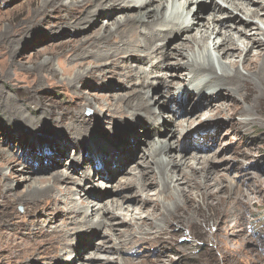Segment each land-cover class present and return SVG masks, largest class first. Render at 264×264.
<instances>
[{"label":"rangeland","instance_id":"1","mask_svg":"<svg viewBox=\"0 0 264 264\" xmlns=\"http://www.w3.org/2000/svg\"><path fill=\"white\" fill-rule=\"evenodd\" d=\"M38 1L40 0H0V45L3 43L1 34L5 28H7L8 31H16L23 25L27 27L31 24L28 19L26 20V16L29 14V17L32 16L31 11L36 9ZM63 1L68 2L70 0ZM209 2H211V0L201 2L205 5L204 15L210 13L209 10H207L209 7ZM74 3L83 4L81 5L82 7L79 6L77 10L64 9L63 12L54 9L50 10V8H47L44 13H47L46 22L42 25H38L39 22H36V26L33 28L39 31L37 35L33 37V39L27 38V40L25 39L22 41V46L16 51V53H14V55L2 56L4 51L0 49V88L2 91L4 90L3 92L5 94L11 95L14 101L22 105L25 114H27L30 118L35 119V124H33V126L46 123L45 128L55 131L59 130V128L61 129L65 127L73 121H76V113H83L86 116H90L96 112L100 119V124H98L100 131L103 130V132H108V130L111 128L113 130L114 125L120 128L126 127V129H130V124L133 125L132 127L137 130V134L130 137L128 141L130 142L131 146H135L136 144L134 145V143L136 140L141 139V136L145 134L142 124H138L139 118L140 120L142 119V115H138L133 118L126 116L119 118V116H115V114H113L111 107L106 104L107 101H105V99L108 97L112 98L113 95L125 94L127 91H130V88L137 87L129 86L127 88V85L123 80L129 82V85L133 83L138 84L140 77L147 76L144 74V67L145 69H153L156 62H154V59L149 60L148 58H144V62H141L136 58V56H134V54H131L133 49V53L148 54V52H146L147 49H144L141 47V45L138 46L136 43H126V46L123 48L120 45H116L120 40V35L116 33L117 31L115 32L117 35L115 34L113 40L110 41L113 45L115 44L112 49L116 51V57H112L109 60L104 59L101 62H97L95 60V56H86L84 58H79L78 60H72L69 56L73 53H70L69 48L71 49V45L74 42H78L79 40L88 37L92 34L95 28H99L102 26V24L108 25L111 22L116 21V16L118 17L121 14L128 12L132 13L133 11L131 8L128 10V12H125L124 10L122 13L119 10H105L103 14L96 16L95 19L97 22L94 25H87L81 30H70L69 27V32L65 29V27H61L60 25V21L64 22L62 21V19H64V15L69 17H72L75 14L82 15L90 6L87 2H82V0H78ZM216 3L222 5L221 1H217ZM254 3L255 4L251 5V8H258V6H261L262 8H258L261 13L259 18H264V0H258V2L255 1ZM155 4L156 3H153L149 6L151 7ZM63 8L64 7H62L61 10ZM195 11L197 12L198 10L195 9ZM218 15L225 18L223 12H220ZM235 15H237L242 21L240 23L237 22L236 28H242L241 25L243 21L245 22L247 20V22L252 26L255 24H261L259 27H262V23H260L259 20L252 18L248 19V17H246L242 12L233 11V16ZM42 16L44 18V15L41 14L40 17ZM100 16L102 18L101 20H98ZM192 21L197 23L195 20ZM54 22H56V25H53ZM231 25L233 26V24ZM60 28H64V31L67 32V34H60L61 32H58L61 30ZM247 30H249V28ZM256 30L257 29L254 28L251 30L250 35L248 34L250 39L253 38V33ZM231 31L235 32L233 27L231 28L230 32ZM186 32L185 34L191 35L195 34L196 30L192 29L190 32ZM128 35H124L123 39H127ZM236 35L237 34H235V36ZM174 36V33H169L167 34L165 41L163 40L162 42H157L162 43L165 49V47L168 46L169 48V46L179 43L181 39H185V36L182 37L179 35L180 37L178 36L179 38L175 40ZM238 36L244 37V35L240 33ZM213 37L214 36H212V38ZM9 38L11 37H8L5 41H9ZM212 38L209 40V43L212 41ZM190 44L191 43H188L187 45ZM238 45L242 47L244 44L239 41ZM127 49L128 51L130 49L132 50L128 52ZM255 52L256 49L252 48V54ZM195 56L197 64L201 66L207 65L209 61H211V57L213 59L215 57L213 54L209 55V52L202 48L196 49ZM178 58L180 57H173L171 59L173 66H167L165 64L163 68L166 69L163 71H158L159 69L157 68L155 73L150 75L151 77L149 80L151 85H154L155 83L154 88L150 89V94L152 95L147 97L151 104L154 101L153 96L160 90H163V88H167V85L163 84L166 82V79L169 78L170 80L173 79L175 81L184 79L186 78L187 73L191 71V66H187L189 68L186 66L179 67L178 63H176ZM47 59L49 60L48 64L46 63ZM233 59L238 60L236 57ZM78 61H83L86 63L84 68L94 67L96 75H100V77L97 79H92L90 75H85L81 81H72V74H74L76 70L73 69L71 72L67 71L66 69L70 68V66L72 67ZM165 61L166 59H164V62ZM103 62H107V64L105 65ZM214 63L216 67H218V61L214 59ZM141 68L142 70L140 71ZM239 68H241V65H239ZM176 74L179 75L176 76ZM155 75L158 77L164 75L161 77L163 80L162 84L159 85L160 88L157 90L156 81H158L160 78H154ZM137 76L139 77L138 79ZM203 77L209 79V76H207L205 73ZM215 86L217 89L220 88L214 84V87ZM215 88H213V90H216ZM81 91L84 93L83 97L85 99L78 100L80 104L79 107H76L75 100L78 93ZM221 91L223 90H220V92ZM223 92L224 93L222 95L220 94V96L218 95L219 97L213 98L210 101L205 100L204 96V98L201 99L204 104L201 106L197 105L198 108L192 110L190 114L186 113L180 115V112L177 110H172L173 112L171 113L163 111L162 114L164 113V117L160 121V128L161 132H164V135L159 134L160 136H157V134L150 131L149 137H146L143 139V141H149L153 137L164 138L166 137L165 131H169L170 128H175L176 131H180L181 127L179 126L178 122L181 119L183 120V118L186 117H194L201 111L202 115H200V117H196L193 125L191 122H188L187 124V122L183 121L184 128H189L187 129V132L191 133L194 129H196L197 126H205L206 124H204V119H209L211 122L215 120H222L224 122L221 124L220 128H218L215 124L206 125L204 129L201 128L202 130L200 127H197L198 134L195 133L194 135L196 137L194 136L191 140L192 144L195 145V149H185V147H182V144H180L182 138L179 137L177 142L178 148L177 150L172 148L171 151H168V159L172 161H178L181 156L190 157L192 155H210L214 159L210 160L204 165L207 166L209 170H211L210 175L213 176L215 172H222L224 177H228V180L224 178L223 183L225 184L228 181L235 185V190L233 191L238 193L237 191L239 189H243L245 191L246 189L248 190L249 198L251 200L250 203L248 201H245L246 204L244 202H237L236 199L232 204V210L237 211V209H239L242 212V218L236 214V216H238L236 220L239 225L234 228V233L232 232L229 236L231 242H228L230 245L228 249L227 246H222L220 248V245L215 242L212 236V233L216 230V226L214 225L202 226L198 223H187L186 226H182L180 222L173 221L168 227L160 230L155 227H151V230H145V226L142 227L144 228L143 230L137 226L138 224L136 223H150L152 220H158L157 218L154 219V217L157 216L159 210H154L152 204L154 201H160L159 203L162 204L163 201L161 200V196L158 194V187L153 184V180H157V176L154 175L153 171H149L151 170L149 166H151L152 163L150 162L146 164V162H144L145 157L141 155L142 160L138 165L135 162L137 159L133 160L134 157H132L128 163L124 164V166L118 167L124 170V174L120 173L116 176V178L121 176L124 177L120 183L113 180L110 182L109 180L106 181L104 178L101 179L100 175L86 177V175L83 174V171L80 170L77 177L80 178L81 182H90V184L93 185L91 187V191L88 194L89 197L84 203L82 202L84 197L80 198V195L76 193H72V195H70L72 196V201L71 199L67 198V196L61 192L65 186L64 184L58 185L59 189L55 192L57 195L53 199L44 197L34 201L29 200L24 202L25 204H21L16 202L18 199L14 197V200H12L10 203L6 196L7 193L13 191L20 193L24 192L28 188L27 185H29L28 181H23L25 176L24 172H21L20 170L16 172L13 170L11 177H9L7 181L14 185V189L8 188L6 191L0 184V264H55L59 259L72 264L71 262L73 261L75 255L80 251V245H75L74 248H70L71 250L73 249V253L71 252L69 254L70 257L60 255L64 251V246L61 244V237L55 233L44 231L43 227L40 226V220L36 221L34 218L39 219L41 216H43L45 218L54 219V217L59 215L58 213L60 209L67 211L68 208L72 207L73 204L79 207L83 206L84 204V206L91 209L92 204L96 202H106L110 200L117 201L118 207L122 205V209H116L115 214L117 215H115V217H110L106 221L110 224H105V226L99 230L94 229L93 234L96 236H91V238L93 237L94 241L90 246L92 250L87 251L86 256L83 255L85 259L81 260V264H158L156 261L159 259V264H264V188H262L261 191L258 189L259 185L256 182V179L254 180L255 182H253L254 185L250 184V188L254 187L256 192L248 189L249 183L253 176L258 174L257 176L264 178V103H262V106H260L263 112H257L248 109V114L243 113V110H240L239 112L235 113L232 118L226 117L224 115L219 116L218 113L216 116H213L214 118H210L212 112H209V106L205 105L210 104L212 106H217L220 105L221 102L229 99L227 93L225 91ZM169 93H171L170 96L174 99H179L182 90L175 88ZM93 96L95 98L101 97V100H98L99 102L97 100V102L95 100L93 101L91 100V97ZM209 96H213V94H210ZM195 99L197 98L195 97ZM195 99L193 101H195ZM254 102L255 101H253V103ZM241 106L246 111V109L249 107V104L247 102L241 101ZM153 107L155 108L157 106L153 105ZM4 108L5 106L0 102V148L3 147V149L5 148V150H8L14 149L16 146L17 150L19 147L18 145H20L21 151L24 152L29 149L28 146L32 142L34 149L40 156L43 155V149H50L49 146L44 147L35 142L36 135L32 133V127L29 121H26L24 124L22 123V127L19 126L17 122L12 121L9 118V115L13 117L14 113H9V111ZM155 110L159 111L157 108H155ZM62 111H66V114L62 115V120H59L58 118L61 116ZM111 114L114 115L113 118L110 117ZM50 115H54L53 118L56 120L55 121L52 118L54 123L49 121L48 116L50 117ZM148 119L149 118H144V122L148 123ZM134 120L138 122L135 123ZM230 120H233L234 123L230 124ZM207 133L208 137L205 138ZM211 134L212 136L217 135L216 139H218V145L217 143H214L213 138L209 137ZM92 136L94 135H90L88 138ZM110 136L111 135H105L103 137L107 138ZM178 136H180L179 133L177 134L176 138L173 137L175 142ZM103 137L100 139H103ZM185 137L188 141L189 134L186 133ZM54 139L55 137H52V141ZM68 141L70 140H65V143L67 144ZM142 143L139 144L140 147H144ZM210 143V150L209 148L208 150L205 149L207 146H210ZM59 144L61 145L57 150L63 151L65 154H67V159L71 152L69 144ZM198 147L202 148L199 150ZM34 149L32 148L31 150ZM9 152L11 154H16L15 149L14 153L12 151ZM131 152L138 153V150L132 149ZM1 159H4L3 154H0V165L2 162ZM24 160L25 158H23V161ZM28 160L32 161L35 160V158H28ZM53 160L54 159H51V162ZM71 160L72 158H69L66 161L64 160L63 162L60 160L59 165L56 168L48 170V172L66 169V167L71 165ZM163 160L166 161L167 158L164 157ZM189 160V158L184 159L183 166L186 169V172L182 173L183 176L187 172L192 171V173H195L196 168L197 173L200 171L198 168L202 164L195 162L191 167H188L192 163V161ZM15 161V165L18 167L26 166L22 163V157L20 161L22 164H20L17 159H15ZM47 162H49V160L43 158V160H40L39 163L45 165ZM64 162L65 167L62 164ZM39 163L38 165H40ZM122 163H124V161ZM96 165H98V168L101 169L105 166V163ZM194 165L196 166L195 168L193 167ZM28 166H31V168L35 167L33 165ZM131 166L135 168L133 173L137 174V176H134L133 178H131L132 174L129 175L127 170L131 168ZM167 168L171 170L176 169V173L180 174L178 169L172 167L171 164H168ZM246 169L248 170L245 171ZM110 170L112 171L113 169ZM138 174L139 176L141 174V176L138 177ZM126 178L128 179L127 181L125 180ZM75 180L76 177H73L71 181L73 182ZM139 181L143 183V190H140L139 188L140 185L137 183ZM96 186H103L99 189L101 193L96 195L98 196L97 199H95L94 196L96 191H98ZM142 191L145 192L142 193ZM223 195L227 196L226 193ZM147 196L152 199L148 200ZM1 200L5 202H2ZM229 214L220 218L217 227L222 228L225 224L231 223L233 216L232 214L229 216ZM100 215V218H103L104 216L108 215V212L104 214L101 213ZM97 216L95 214H90V223H92L91 219L93 222H95L99 217ZM83 223L84 221H81V225ZM57 225L58 223H54L52 221L48 226V229L50 230ZM60 228L65 232L69 231L66 228ZM104 230H106V232H104ZM79 236L80 235H78L77 232L75 233V231H73L70 240L75 242ZM218 240L223 241L222 238H219ZM138 242H140L141 245ZM120 245H124V247H121ZM96 246H99L101 249L94 251ZM91 252H94V257L92 259L89 257V255L92 254ZM55 254L58 255L52 257L53 259L49 257Z\"/></svg>","mask_w":264,"mask_h":264},{"label":"bare ground","instance_id":"2","mask_svg":"<svg viewBox=\"0 0 264 264\" xmlns=\"http://www.w3.org/2000/svg\"><path fill=\"white\" fill-rule=\"evenodd\" d=\"M77 1L78 0H70L68 2H64L63 0L38 1L36 9L31 11L32 16L29 17L30 14L26 16V20L28 19V21L31 22L29 26L26 27L23 25L16 31H8V29L5 28V30L2 32L1 38L3 40V43H1L0 45V49L4 51V53H2V56L14 55V53H16V51L19 50L22 46V41H24L25 39L27 40V38L33 39V37L37 35L39 31L33 28L34 26H36V22H39L38 25H42L46 22L47 13H44L47 8H50V10H59L61 12H63L64 9L77 10L79 6L82 7L81 5L83 4L74 3ZM202 1L82 0V2H87L90 5L82 15L75 14L74 16L71 15L72 17L64 15V19H62V21L64 22L58 20L60 21L61 27H65V29L70 32V30L72 29L81 30L87 25H94L97 22L95 19L96 16L103 14L105 10H119L121 13L124 10L125 12H128L130 8L133 10L132 13L128 12L123 13L118 17L116 16V21L111 22L108 25L102 24V26H100L99 28H95L92 34L88 37L83 38L78 42H74L71 45V49L69 48L70 53H73L69 57L72 60H78L79 58H84L86 56H95L96 59H94L97 62H101L104 59L109 60L112 57H116V51L112 49L115 44L113 45L112 42H110L113 40V37L116 33L120 35V40L116 45H120L123 48L124 46H126V43H136L138 44V46L141 45V47L147 49L146 52H148V54H138L135 52L133 53L132 51L134 49H130L132 50L131 54H134V56H136V58L141 62H144V58L155 60L154 62H156V64L153 69H145V67L143 69V71L145 72L144 74L147 75V78H139L137 76V79L139 78L138 84L133 83L130 85L129 82L123 80L127 85V88L129 86L137 87L130 88V91H127L125 94H117L113 95L112 98L108 97L109 99H105V101H107L106 104L111 107V111L113 112V114H115V116H119V118L125 116L133 118L135 116L142 115L141 120L138 117V124H142L145 130V134L141 136V139L136 140V142L134 143V145L136 144L135 146H131L128 139L137 134V130L132 127L133 125H129V127L131 126L130 129H126V127L120 128L114 125L113 130L110 127L111 129L108 130V132H103V130L100 131V128L98 127V124H100V119L96 112H94L93 115L90 116H86L83 113H76V121H73L65 127L61 129L59 128V130L55 131L45 128L46 123H42L38 126H33V124H35V119H32L27 114H25L22 105L14 101L11 95L5 94L3 92L4 90L2 91L0 88V102L5 106L4 109L9 111V113H14L13 117L9 115V118L12 121L17 122L21 127L26 121H29V123H31L32 133L37 136H35V142L44 147H50V149L42 150V156L38 155L37 151L34 149V145L32 144V142L28 146L29 149L24 151L25 154L23 151H21L20 145H18L19 147L17 148V150L16 146L14 148L16 154L14 153V149L5 150V148L3 149V147L0 148V154H3L4 156V159H1L2 162L0 165V184L3 189L6 191L8 190V188L14 189V185L7 181L8 178L11 177L13 170H15L16 172L18 170L24 172L25 176L23 178V181H28L29 183V185H27L28 188L24 192L20 193L13 191L6 194L10 203L12 202V200H14V197L18 199V201L16 202L21 204H25L24 202H27L29 200L34 201L37 199H42L44 197L53 199L57 195L55 192L58 191L59 184L65 185L63 191L61 192H63V194H65L67 198L71 199L72 201V196L70 195H72V193H76L80 195V198L84 197V200L82 201L84 203L88 199V194L91 191V187L93 185L90 184V182H81L80 178L77 177L80 170L83 171V174L86 175V177L100 175L101 179L104 178L106 181L109 180V182L113 180L120 183L123 180L122 178L124 177L121 176L119 178H116V176L120 173L124 174V170L118 167L124 166V164L128 163L132 157H134L133 160L137 159L135 162L138 165L139 163H141V155H143L145 157L144 162H146V164L150 162L152 163V165L149 166L151 168V170L149 171H153L154 175L157 176V180H153V184L158 187V194L159 196H161V200L163 201L162 204L159 203L160 201H154L152 204L153 206L151 205L154 210H159L157 216L154 217V219L157 218L158 220H152L150 223H143L139 221L140 223H136L138 224L137 226L143 230L144 228L142 227L144 226L146 227L145 230H151V227H155L160 230L168 227L173 221L180 222L182 226H186L187 223H198L202 226L214 225L216 226V230L212 233V236L215 242L220 245V248L222 246H227V249L230 247L228 242H231V239H229V236L232 232L234 233V228L239 225L236 218L238 216L241 217L242 215V212L239 209H237V211L232 210V204L236 199L237 202L245 203V201H248L250 203L251 200L249 198L248 190L246 189L245 191L243 189H239L237 191L238 193H236L235 191H233L235 190V185H233L232 182L227 181L225 184L223 183L224 178L228 180V177H224L222 172H215L213 176L210 175L211 170H209L207 166H204L207 162L214 159L210 155H192L190 157L181 156L178 161H172L168 159V151H171L172 148H175L177 150V142L179 137L182 138L181 142L179 140L180 144H182V147H185V149H195V145L192 144L191 140L195 136V133L198 134L197 127H200V129H204L206 125L215 124L218 128H220L221 124H223L224 122L222 120H215L211 122L209 119H204V124H206L205 126H197L196 129H194L191 133L187 132V129L189 128H184L183 123L187 122L188 124V122H191L193 125L196 117H200V115H202L201 111L194 117H186L183 118V120L181 119L178 122L179 126L181 127L180 131H176L175 128H170L169 131H165L166 137L164 138L153 137L149 141H143V139L149 137L150 131L157 134V136L159 134L164 135V132H161L160 128V121L164 117V113L162 114L163 111L171 113L177 110L180 112V115L186 113L190 114L192 110L198 108L197 105L201 106L202 104H204L201 101L204 96L205 100L210 101L213 98L219 97L220 94L222 95L224 93L223 91L227 93L229 99L221 102L220 105L217 106H212L210 104L205 105L209 106V112H212L210 118H214L213 116H216L217 113L219 114V116L224 115L226 117L232 118L235 113L239 112L240 110H243V113L248 114V109L257 112H263L260 106H262L261 104L264 103V18H259V15L261 13L258 9L262 7L258 6V8H251V5L255 4V1L258 2V0H217L221 1L222 5L216 3V0H211V2H209V7L207 8L210 13L204 15L205 5L204 3H201ZM153 3L156 4L150 7L149 5ZM62 7L64 8L61 10ZM195 9H197L198 11L196 12ZM233 11L242 12L246 17H248V19L252 18L259 20L260 23H262V27H259L261 24H255L254 26H252L247 22V20L245 22L243 21L241 25L242 28H236L237 22L240 23L242 21L237 15L233 16ZM220 12L224 13L225 18L218 15ZM41 14L44 15V18L43 16L40 17ZM101 18L102 17L100 16L98 20H101ZM192 20L197 21V23H194ZM231 24H233V26ZM53 25H56V22H54ZM69 27L70 30H68ZM232 27L234 28L235 32H230ZM248 28L249 30H247ZM254 28L257 30L253 33V38L250 39V36L248 37V34L250 35L251 30H253ZM65 29L62 28L58 32H61L60 34L65 35L67 34V32L64 31ZM192 29L196 30L195 34H185L186 31L190 32V30ZM238 32L244 35V37H239ZM169 33H174L175 40L180 36H185V39H181L179 43L171 45L169 46V48L167 46L164 49L163 44L158 43L157 41H165V39L167 38V34ZM235 34L237 35L235 36ZM124 35H128L127 39L124 38L126 40L123 39ZM212 36L214 37L212 38ZM8 37L11 38H9V41L6 42L5 40ZM211 38L212 41L209 43V40ZM239 41L244 44L242 47L238 45ZM188 43L191 44L187 45ZM197 48L206 49L207 52H209V55L213 54L215 56H213L214 59L218 61V67H216L214 59L212 57L211 61H209V63L205 66L197 64L195 60V52ZM252 48L256 49V52L253 54ZM173 57H180L176 60L178 66H191V71L187 73L186 78L177 81L173 79L170 80L169 78L166 79V77V82L163 84H166L167 88H163L164 91L158 90L159 92H157V94L153 96L154 101L151 104L147 97L152 95L150 94V89L154 88L155 83L154 85H151L149 80L151 77L150 75L155 73L157 68L159 69L158 71H163L164 69H166L163 68L165 64L167 66H173V62L171 61ZM234 57L238 58V60L233 59ZM164 59H166L165 62ZM48 62L49 60L47 59L46 63L48 64ZM103 63H105V65L107 64V62ZM239 65H241V68H239ZM84 66H86L85 62L78 61L72 67L70 66V68L66 69L67 71L71 72L73 71V69L76 70L75 73L72 74L73 76H70L72 81H81L85 75H90L92 79H97L100 77V75H96L94 67L84 68ZM141 70L142 68L140 69V71ZM204 73L209 76V79L203 77ZM178 75L179 74H176V76ZM163 76L164 75H161V77ZM161 77H158L156 75L154 76V78L156 79L160 78L158 79V81H156V90L159 89V85L162 84L163 80ZM214 84L220 88L217 89L216 86L215 88ZM171 88L182 90L179 99H174L170 96L171 93L169 92L173 90ZM213 88H215L216 90H213ZM220 90L223 91L220 92ZM218 92L220 93L217 94ZM210 94H213V96H209ZM83 95L84 93L82 91L78 93L75 100L76 107H79L80 104L78 100L85 99ZM195 97L197 99H195ZM171 98L173 101L171 100ZM194 99L195 101H193ZM91 100L100 101L101 97L95 98L93 96L91 97ZM241 101L247 102L249 104V107L246 109L247 112L241 106ZM253 101L255 102L253 103ZM153 105H156L157 107L155 108L159 109V111H156ZM63 114H66V111L61 112V116L58 118L59 120H62ZM53 117L54 115H50V117L48 116V119L49 121L54 123L53 120L55 119ZM110 117L113 118L114 115L111 114ZM144 118H149V122H144ZM134 122L137 123L138 121L134 120ZM232 123H234V121L230 120V124ZM178 133L180 136H178L175 142L173 137L176 138ZM186 133L189 134L188 141L185 137ZM90 135H94L95 137L92 136L88 138V136ZM105 135L111 136L105 138L103 137ZM216 136L217 135L212 136L211 134L209 137L213 138L214 143H217L218 145V139H216ZM52 137H55L53 141ZM102 137L103 139H100ZM207 137L208 133L206 134L205 138ZM68 139L70 141H68L67 144H69L71 152L69 154V157L66 159L67 154H65L63 151H58L57 149H59L61 145L59 143L66 144L65 140ZM141 143L144 145V147L139 146V144ZM32 148L34 150H31ZM200 148L202 147H198L199 150ZM208 148L210 150L211 143L210 146H207L205 149L208 150ZM132 149L138 150V153H132ZM9 151H12L14 154H11ZM21 157L22 163L26 166H19V168L15 165V159L20 162ZM33 157L35 158V160H28V158L33 159ZM164 157L167 158L166 161L163 160ZM23 158H25L24 161ZM43 158L49 160V162H47L45 165L39 163L40 160H43ZM69 158H72L71 165L69 167H66V169L64 170L48 172V170L56 168L59 165L60 160H62L63 162L64 160L66 161ZM185 158H189V161H192L191 165H187L188 167H191L195 162L201 163L202 165L198 168V170L200 171L197 173L196 168L195 173H192L191 171L187 172L183 176L182 173L186 172V169L183 166ZM51 159L54 160L51 162ZM121 161H124V163H122ZM22 163L20 162V164ZM38 163L40 165H38ZM104 163L105 166L101 169H99L98 165H96ZM62 164L65 167V162ZM168 164H171L172 167L177 168L180 174L176 173V169H168ZM28 165H33L35 167L31 168V166ZM193 167L195 168L196 166L194 165ZM110 169L113 170L111 171ZM134 169L135 168H133L132 166L131 168L127 169L129 175L132 174L131 178L137 176V174L133 173ZM247 170L248 169H246L245 171ZM257 175L251 178L248 187L249 190H253L255 192V188H250V184H253V182H255L254 180L256 179V182L259 185L258 189L261 191L262 188H264V178H260ZM140 176L138 174V177ZM73 177H76V180L72 182L71 180L73 179ZM125 180L127 181L128 179L126 178ZM137 183L140 185V190H143V183H141L140 181ZM71 185H73L75 189ZM96 187L98 188V191H96L94 195L95 199L98 198V196L96 195H99L98 193H101L99 189L103 186ZM143 192L145 191H142V193ZM225 193L227 194V196L223 195ZM147 199L149 200L152 198H149L147 196ZM1 201L5 202L3 200ZM116 209H122V205L118 207L117 201L111 200L106 202H96L92 204L91 209L84 206V204L81 207L73 204L72 207H69L67 211L60 209L58 213L59 215L54 217V219L45 218L43 216H41V218L39 219H34L36 221L40 220V226L43 227L44 231L55 233L61 237V244L64 246V251L63 253L61 252L62 254L60 255L69 256L71 252L73 253V249L71 250L70 248H74L75 245H80V251L75 255L71 263L81 264V260L85 259L83 255L86 256L87 251L92 250L90 246L94 241L93 237L91 238V236H96L95 234H93L94 229L99 230L100 228H103L105 224H110L106 221L110 217H115V215H117L115 214ZM106 212H108V215L100 218V214H104ZM90 214H95L99 217L97 216L98 218L95 222H93L91 219L92 223H90ZM227 214H229V216L232 214L233 216L231 223L225 224L222 228L217 227L220 218ZM236 214H238V216H236ZM52 221L54 223H58V225L49 230L48 226ZM81 221H84V223L82 224L83 226L81 225ZM60 227L66 228L69 231L65 232ZM73 231H75V233L77 232V234L80 235L75 242H72L70 240ZM104 232H106V230H104ZM219 238H222L223 241L218 240ZM138 243L140 244V242ZM121 247H124V245ZM98 249L101 248L99 246H96L94 251H97ZM91 253L92 254L89 255V257H91L92 259L94 257V252ZM57 255L58 254H55L49 257L52 258ZM156 262H158L159 264L160 259ZM55 264L69 263L59 259Z\"/></svg>","mask_w":264,"mask_h":264}]
</instances>
